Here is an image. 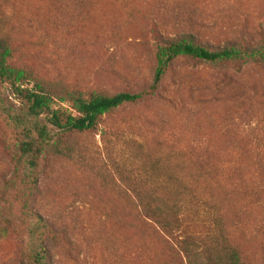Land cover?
<instances>
[{"label":"rangeland","instance_id":"374dc122","mask_svg":"<svg viewBox=\"0 0 264 264\" xmlns=\"http://www.w3.org/2000/svg\"><path fill=\"white\" fill-rule=\"evenodd\" d=\"M185 37L212 49L263 46L264 0H0L13 67L69 92L144 96L71 138L72 161L47 154L25 210L16 193L2 196L15 181L21 130L12 117L24 101L0 84V264H34L37 216L49 226L47 264H188L106 164L123 151L211 197L230 244L247 264H264V63L177 58L155 87L158 48Z\"/></svg>","mask_w":264,"mask_h":264},{"label":"trees","instance_id":"16d2710c","mask_svg":"<svg viewBox=\"0 0 264 264\" xmlns=\"http://www.w3.org/2000/svg\"><path fill=\"white\" fill-rule=\"evenodd\" d=\"M11 56L6 41L0 40V84L10 85L24 101L22 114L12 117L21 130L17 155L13 157L15 181L12 189L3 191L2 196L16 193L24 201L23 208L28 210L38 192L39 163L47 154L72 161L75 152L69 146L71 138L96 132L105 116L141 102L144 96L129 93L86 95L60 90L55 85L37 81L29 71L13 67ZM177 58L240 67L264 63V45L229 43L212 49L197 45L192 37L172 41L158 48L155 87ZM31 83L33 87L29 88ZM119 157L117 161L110 157L106 164L112 165L124 177L121 179L125 185L130 186L132 205L138 215L154 223L183 253L188 264H247L243 253L230 244L223 215L213 206L211 197L184 183L175 173L160 175L157 161L145 166L143 160L130 151L121 152ZM3 220L0 206V222ZM195 226L202 227L206 233L193 232ZM48 228L37 216L28 247V258L34 264H47L44 230Z\"/></svg>","mask_w":264,"mask_h":264}]
</instances>
